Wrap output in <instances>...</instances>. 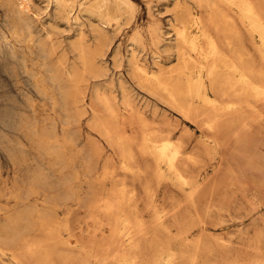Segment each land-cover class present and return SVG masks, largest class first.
Wrapping results in <instances>:
<instances>
[{
    "label": "bare ground",
    "instance_id": "obj_1",
    "mask_svg": "<svg viewBox=\"0 0 264 264\" xmlns=\"http://www.w3.org/2000/svg\"><path fill=\"white\" fill-rule=\"evenodd\" d=\"M41 1L42 4L37 0H0V6L3 8V14L0 17V65H2L4 71L10 73V75L14 77L15 82H19L18 75H16L15 72H20L23 76H25L26 83L32 86L33 90L37 92L39 97L49 101L53 108L56 106L57 109L58 106L59 108L61 107L62 113H64L62 120L65 124L64 129L66 131L62 135L60 144L61 148L57 147L59 146L55 143V139L57 137L53 139L54 133H49L50 129L45 128L44 130H37L34 126H32V122V124L30 123L27 125L29 126V128L27 127L28 131L26 130L28 133L23 134L28 137L30 142L35 144L36 149L38 148L37 150H39L40 153H53L56 158H60L61 162H63V168L68 171H66L64 176L61 177V182L66 185V193L64 197L68 200V198H73L76 195L78 185L75 183V180L78 178L80 173L79 167L75 165V155L71 154V150H69L68 153L66 152L67 146H70L72 149L76 145L77 133H74L73 129L74 124L80 118L81 109L75 108V106L76 104L81 103L79 101L85 98L84 96L86 95L88 89H86L84 84V81H86V72L89 70H91L89 72H92V70L97 72L96 69L98 62L101 61L102 56L105 54V46L107 45H104L105 36L103 37L101 33L100 24L102 23L104 25L110 23L109 21L111 19L115 18L116 20V18H118L111 13V9L114 8V5L118 0ZM127 1H125V3ZM204 1L210 2L208 0H199L202 4ZM212 1L213 0H211V2ZM217 1L219 2L215 3L213 1L214 4H204L209 7L211 5L210 8L216 10L217 7L213 8L212 6L215 4H217L216 6H219L221 2V5L224 3L221 7L227 8L229 6L230 8L228 7L226 10H233V12L232 10L229 11V13H235L234 16L238 18L240 25L242 24L246 28L247 33L252 37L251 40H253V47L260 57V65H257L259 62L257 63L252 54V57H249L250 54L248 52L247 43L245 42L246 39H243V32L239 24L236 23L233 17H230V15L227 16L228 12L222 10L223 8L221 9V7L220 11H224L226 14L224 16L227 18L224 22H222V27H220L217 23L215 25V29L223 33L224 38L218 37L219 35L217 36L215 34L214 28L212 29L211 26L206 24L202 18V14L200 15L198 12H189L187 20L184 23L173 26L176 39V43H173V46L176 49L178 59L176 65L167 69L158 65V69H154L149 68L143 62L141 63L136 54H131L132 56L129 58L131 75L143 88H146L151 93L166 99L170 104L175 106L174 108H179L183 115H186V118L191 115H196V117L197 115H202L205 118V124L212 130H216L217 127L220 126V123L225 120H229V123H235L243 122L250 118L254 124L257 119H261L259 115L264 112L259 106L261 102H264V7H262L264 3L261 4V2H258L261 0ZM75 2H79L77 12L74 7ZM202 4L200 3V6ZM177 8L182 9L185 7L184 5L177 4ZM84 12H86L88 19L91 20L93 17H96V20L98 19L99 21L97 23L98 27H93V29L95 28L93 31H95L97 39L95 40L97 41L96 43L94 41V43H92L89 41L90 39H88L89 33L85 28V21L81 18V15H83ZM115 12L119 13V11ZM213 14L216 15L214 11ZM212 15L210 14V16ZM224 16L223 18L219 17L220 20L224 19ZM96 20L94 21L95 23ZM92 22H88L89 25H92ZM93 26L95 25L93 24ZM119 27H121V25ZM93 31L92 34L94 35ZM137 33L141 34L140 31ZM159 38H161V34L159 35ZM219 38L225 41L222 42ZM161 40L164 39L162 38ZM162 42L159 43L162 45L164 43ZM71 54L74 55L73 61H70ZM100 64L102 66V63ZM101 69L102 67L100 70ZM88 81L90 82V80ZM120 84L122 90L121 101L127 113L119 112L118 103L114 93H108L104 88L102 90L100 87H96L93 89V102L99 101L102 107H98L94 104L92 105V119L101 131L100 134L106 137V141H108L109 144L111 143L112 147L118 149L120 159L119 168H122L125 172L123 178L127 177L129 174L135 176L133 179H141L143 177V170L140 165L141 162L138 161L135 151L137 140L141 141L138 150L142 154L150 157L152 162H154L153 165H146L149 173L147 172L148 175L143 177L145 178V182L142 181L143 185L140 181V185L143 186V189L146 192L144 195L147 194L149 197L148 198L146 196L148 200L145 203V209L151 212V218H147L148 220L144 219L142 215L143 208L141 209V206L137 201V192L135 187L132 189H130L131 186L127 188L128 185L124 179H122L123 182L119 184L120 186L117 184L119 186L118 188H110L113 189V191L116 190L115 192L109 189L111 192L108 193L106 197L110 198L105 200L104 203H102V200L105 198H101L104 192H102L103 194L101 193V197L99 194L97 195L100 189H97L95 186L96 180L95 182L93 180L91 183L92 185L89 186L91 187L89 188L90 190H88V193L85 194L86 200L91 199L90 196L92 195L93 200L98 199L94 198V195L95 197L96 195L100 197L101 201L99 202L103 205L100 206L94 203L95 205H92V207L95 209H92V213L94 214L95 210V214L98 216L99 220H104L102 222V228L105 226L110 228L109 234H106L108 236H105L106 238H104V240L102 239L103 241L100 239L102 241V244L100 243V245L107 244L106 246H109L110 248L116 245V248L118 246L124 248L121 251L124 253L120 254L119 258L121 259L120 261L123 260L124 264L137 263L139 257L137 253L138 250L141 249L143 243H151L154 250H156V254L150 261H148L151 255H153L151 254L150 257L146 259L148 262L146 260L145 262L141 261L143 262L141 264H176L178 259L183 254H181L182 250H180L181 252L179 253V249H176V247L172 248L171 246L173 245L171 244L186 243L187 241L186 236L188 234L186 235V233L190 230L189 228L193 224L189 218V211L192 209L198 211L197 202L202 187L200 179L202 170L199 171L197 168H202L205 163L203 166H197L198 161L196 158H198L199 155L198 157L190 156V154L189 156H186L188 155V153L186 154L184 152V149L187 146V143L184 144L185 137H187V135L185 136L186 133H180L181 136L178 135V137L175 138L172 131L167 133L165 131V133L162 132V130L157 128L159 126H155V124L153 125L152 122L148 121L149 119L147 120V117L142 113L143 111L137 112L138 109L136 110V107L134 106L130 92L125 86L126 83L124 84V82H122ZM112 86L113 85H109L110 88H112ZM22 94L24 95V98L32 104L33 95H31L29 91ZM83 112L85 113V111ZM6 115L9 118L2 121L3 125L10 126L11 124V126L18 128L17 125L10 123L9 120L10 117L13 116V112L7 110ZM18 118H20V116H18ZM250 119L249 123L251 122ZM123 120L128 122L127 124H124L125 126L131 125L132 123L134 126V122H138L141 129L140 133H138L139 130L137 132L136 129L133 130H136L137 133H126L128 132L127 129H123L121 127ZM22 121L18 122V126L21 125L20 123H22ZM43 121L44 120H42V123ZM1 129L0 150L2 149L9 156L17 171L25 168L26 185L29 186L25 188L26 190L24 192L26 195H30L34 192L35 187L37 186L36 184L49 176V169L47 170L44 166L42 167L40 165L37 167H31L27 163L25 166L23 162L25 161V155L29 152L26 154L27 151L25 150V145H23L20 137L15 134L3 133ZM214 137L215 138H212V141H207L206 139L201 140L202 148L203 144L206 147L204 150L205 156L212 155L213 145L219 142L217 135H214ZM93 139L89 140L93 141ZM90 141L77 151V154L79 155L78 157H81L84 163V174L88 177L93 176V178L95 177L98 180L100 175L107 176L111 172L115 173V166H110L108 162L105 164V173L99 175L97 167L99 161L97 164L98 159L96 160V155L100 154L101 146H98L99 144L92 143ZM210 142H213V145H210ZM191 155H193V153ZM29 156L31 157V155ZM209 158H211V156ZM194 169H197V171ZM143 173L145 174L146 172ZM20 176L21 175L18 173L14 176L12 187L8 192L13 196L19 197L18 199H21V196L18 193V190L20 191L22 187L19 185ZM101 180H104L103 176ZM131 181L134 182L133 180ZM164 182H171L178 187L179 191L183 194L181 198L183 203L180 200V202H176L173 206L169 207L166 206L167 203L160 205V203L157 202L156 197L158 195V188ZM114 183L116 184L118 182ZM107 187L109 188L108 185ZM177 187L174 188L177 189ZM171 191L174 192V190ZM114 195L116 196L114 197ZM166 199L168 198L166 197ZM90 204L91 203L87 204L86 202L85 205L87 207V205L90 206ZM181 204L184 205V211H182V213L179 212L182 206ZM16 206H18V204ZM96 207H98L101 212L97 213L98 209L96 212ZM2 209V206H0V211ZM29 212H25L28 214L24 215L18 214L14 217L15 219L10 221V224L8 222V225H4V230L0 231V240L4 244L7 241L10 242L9 245H13L12 242L14 241L16 242V236L18 237L21 232L19 224L23 221L22 219L29 218ZM143 212L145 213V211ZM40 214H42V212ZM93 214L91 215L93 216ZM96 215L94 220L97 219ZM180 215H182V217H180ZM68 217L66 219H68ZM50 225H52V228H56L57 223H51ZM174 226H178V231L174 236H169L168 234ZM6 227L8 228L6 229ZM94 228L97 229V227ZM99 229H101V227ZM49 230H51V227ZM55 231H52L53 233L50 234L54 235ZM161 232L165 233V235ZM149 233L150 236H148ZM90 240L92 243L94 242L91 238ZM5 245H7V247L1 246V249H13L14 252L12 253H14V256H17V250L14 248L15 244L13 246H9L7 242ZM81 246L84 249L86 244L83 245V243H81ZM29 248L31 249V247H28V249ZM118 248L120 249V247ZM126 249L130 250V254L126 251ZM186 253L188 252L186 251ZM186 255L187 254H185V256ZM95 256L97 257V254H95ZM43 257L45 258L46 256L44 255Z\"/></svg>",
    "mask_w": 264,
    "mask_h": 264
},
{
    "label": "rangeland",
    "instance_id": "obj_2",
    "mask_svg": "<svg viewBox=\"0 0 264 264\" xmlns=\"http://www.w3.org/2000/svg\"><path fill=\"white\" fill-rule=\"evenodd\" d=\"M37 1L41 2L42 4L41 0ZM121 1L122 0H118L116 1V3L113 2L115 3V5L113 4L114 8L111 9V13L118 17L116 18L117 21L114 18L109 21L111 24H100L101 33L103 37L105 36V39L103 38L104 45H107L105 46V54L102 56L101 61L98 62V66L96 69L98 74L97 72H94V70H92L93 73L89 72L91 70L86 72V81H84L86 89L88 88L86 95L84 96L86 99L84 98L79 101L81 103L76 104V106L78 107L75 106V108L81 109L80 118L74 124L73 129L74 133H77L76 145L72 149L70 148V146L66 147L67 153L69 152V150H71V154L75 155V165H77L80 170L79 176L75 180V183L78 185V190L73 198H68V200H66V198L64 197L66 193V185L61 182V177L64 176L65 172L68 170L63 168V162H61L60 158H56L53 153H40L39 150H37L38 148L36 149L35 144L30 142L28 137L23 134L28 133L27 131L29 126L27 125L32 122V126H34L37 130H44L45 128L50 129L49 133H54L53 139L57 137L55 139L56 145H59L57 147L61 148L60 144L62 135L66 132L64 129L65 124L62 120L64 113H62L61 107L59 108L58 106V109L57 106L53 108L52 104H50L49 101H46L39 97V95H37V92L33 90L32 86L26 83L25 76H23L20 72H18L19 74L15 72V74L18 75L19 80V82H15L14 77L11 76L10 73L4 71L2 65H0V129L2 128L1 130L3 133L15 134L20 137L23 145H25L24 147L27 151L26 154L29 152L27 155H25V161L23 162L25 166L27 164L31 167H37L40 165L42 167L44 166V168H46L47 170L49 169V176L36 184L37 186L35 187L33 193H31L30 195H26L24 191L26 190L25 188L29 185H26V171H24L25 168L23 170L21 169L20 171H17L15 169L13 161L9 158V156L2 149L0 150V206H2L3 208V212L2 210L0 211V231L4 230V225H8V222L10 224V221L15 219L14 217L18 214L24 215L28 214L25 212L30 211L29 218L22 219L23 221L21 220L22 222H20L19 224L21 232L19 233L18 237L16 236V242H12L13 245L15 244L14 248L15 250H17V256H14V253H12L14 252L13 249H1V246L7 247V245L5 244L8 242L9 245L10 242L7 241L4 244L0 240V242L2 243H0V263L124 264L123 260L120 261L121 259H119L120 254L124 253L121 252L124 248H122L121 246H118L120 247V249L118 247L116 248V245L112 246V248L106 246L107 244L100 245V243L102 244L104 238L108 236L106 234H109L110 228L108 226L102 228V222L104 220H99L98 216L95 214V210L94 214L92 213V209L94 208L92 207V205H103L101 204V202H99L101 201V193L104 192V194L102 193L103 195L101 197L102 199L105 198L102 200V203H104L105 200H108L110 198L106 197L108 193L113 191V189L110 188H118L120 186L119 184L123 182L122 179H124V181L128 185H126L127 188L130 186V189L135 187V190L137 192V201L141 206V209L143 208L142 210L145 211V213L142 211L144 219L148 220L147 218H151V212L145 209V203L148 200V196L147 194L144 195V193L146 192L143 189L142 181L145 182V178L143 177L148 175L149 173L146 165H153L154 162H152V159L150 157L142 154L138 150L141 141L137 140V143L135 145L136 157L138 161L141 162L140 165L142 166L143 172L146 173L144 174L142 172L143 177L141 179H133V177L135 176L130 174L127 177L123 178L125 172L122 170V168H119L120 159L118 149L112 147L111 143L109 144V142L106 141V137L100 134L101 131L92 119V105L94 104L98 107H102L99 101L93 102V89L96 87H100L102 90L104 88L108 93H114V96H116L115 98L118 103L119 112L127 113L121 101L122 90L120 87V83L124 82V84L126 83L125 86L130 92L136 110H140H137V112L143 111L142 113L147 117V120L149 119V122H152V124H155V126H159L160 128H157L162 130V132L165 131L167 133L172 131L175 138H177L178 135L181 136L180 133H186L185 136L187 135V137H185L184 144L187 143V146L184 149V152L186 154L188 153V155H185L189 156L190 154V156L194 157H198L199 155V157L196 158L198 161L197 166H203V164L205 163L203 166L205 169L203 167V169L197 168L199 171L202 170L200 176L202 187L197 202L198 211L195 209L189 211V218L191 219L193 224L189 228L190 230H188V232L186 233V235L188 234L186 236V240L190 241H186V243L183 242L178 244H171L174 246H171L172 248L176 247V249H179V253L181 252L180 250H182L181 254L184 255V257L183 255L180 257L181 260L180 258L178 259L179 263L177 261L176 264H264V112L259 115L261 119H257L254 124L250 118L246 119L248 122L245 120L243 122L229 123V120H225L220 123L221 128L220 126H218L216 130L209 129L205 124V118L202 115H197V117L196 115H191L193 117L187 116L186 118V115H183L179 108H174L175 106L170 104L166 99L151 93L146 88H143L136 81V79L132 77L130 72L131 69L129 66V58L133 54H136L140 62L145 63L149 68L158 69L159 66H162L163 68L167 69L171 66L176 65L178 59L176 49L173 46V43H176L173 26L176 24L184 23L187 20L189 12H198L200 15L202 14L204 22L211 26L212 29L214 28L215 34L217 36L219 35L218 37L224 38L223 33L215 29V25L218 23L219 26L222 27V22H224V20L227 18L226 16H224L226 14L222 10H225L229 13V11H231L232 9L226 10L229 6L227 8L221 7L224 4L222 3L221 5V2L219 6H216L217 4L212 6L213 8L217 7L216 10L210 8L211 5L210 7L205 5H209V3L211 4L213 3V1L215 3H218L219 1L217 0V2L215 0H213L212 2L211 0H208L210 2L204 1L203 4L202 2H199V0ZM125 1L127 2L125 3ZM258 2H261L262 4L264 3V0ZM200 3L202 4L201 6ZM177 4L184 5L185 8L179 9L177 8ZM204 5L206 6V8ZM74 7L77 12L79 8V2H75ZM220 7L221 9L223 8L221 11ZM262 7H264V4ZM115 11H119V13ZM213 11L214 13H216V15L213 14ZM217 11L218 15L221 13L219 15L220 18H223L224 16V19H221L222 21L218 17ZM232 12H230L229 14L227 13V16L230 15V17H233L236 23L239 24L243 32V39H246L245 42L248 46V52L250 54L249 57L253 56L257 63L259 62L257 65H260V57L253 47V40H251L252 37L247 33L246 28L242 24L240 25V21L234 16L235 13ZM2 14L3 8L0 6V17L2 16ZM210 14H213L214 16H210ZM81 18L85 21V28L90 36V38L88 36V39H90L89 41L92 43H96L97 41L95 40L97 39L95 36V31H93L95 28L93 29V27H98V19L96 20V17H93V19L91 20L93 22L96 20V23H93L90 19H88L86 12L81 15ZM88 22H92V25H89ZM93 24L95 26H93ZM120 25L121 27H119ZM92 31L94 32V35L92 34ZM138 31H140L141 34L137 33ZM160 34L161 38H159ZM158 38L160 39V41ZM162 38L164 40H161ZM220 40L222 42L225 41L223 39ZM159 42H162L163 44L161 45ZM73 60L74 55L71 54L70 61ZM100 63H102V66ZM101 67L102 69L100 70ZM88 80H90V82ZM109 85H113L112 88H110L111 86L109 87ZM28 91L31 95H33L32 104H30V102L27 101L22 94ZM259 106L260 109L264 111V102H261ZM7 110L13 112V116H11L9 119L10 123H14L18 128L11 126V124L10 126L3 125L2 121L9 118L6 115ZM83 111H85V113ZM30 115H33L34 117L32 116V118ZM18 116H20V118H18ZM40 119L44 120L43 123ZM249 119L251 121L250 123ZM21 121V125L19 124L20 126H18V122ZM123 122L121 123V127L123 129H127L128 132L126 133H137L138 130V133H140L141 129L138 122H134V126L132 125L133 123L131 125L125 126L124 124H127L128 122L126 120H123ZM133 129H136L137 132ZM214 135H217V139L219 142L214 145L213 142H210V145H213V152L212 155H210L211 158H209L210 156L204 155V150L206 147L203 144L202 148L201 140L206 139L207 141H212V138H215ZM93 138L96 140V142ZM89 139H93V141H90ZM88 141L99 144L98 146H101L100 154L96 155V160L98 159L97 164L99 161V164L97 166L99 175L105 173V164L108 162L110 166H115V173L111 172L107 176L100 175L98 179L99 181L95 177L93 178V176L88 177L84 174V163L82 161V158L78 157L79 155L77 154V151L82 146L87 144ZM199 152L201 155L199 154ZM192 153L193 155H191ZM29 155H31V157ZM98 157L100 158V160ZM30 160L31 162L33 161L34 164L33 162L31 163ZM31 164H33L34 166ZM197 169L194 170L197 171ZM17 173L21 175L19 177V185L23 187H21L20 191L18 190L21 199H18L19 197L13 196L8 193L10 191V188L12 187L14 176ZM208 175L210 176V179ZM102 176L104 177V180H101ZM93 180L94 182L96 180L95 186L97 187V189H100V191L97 193V195L99 194L100 197H98L97 195L95 197L94 195V198L98 199L93 200L92 195L90 196L92 201L91 199L86 200L85 194H87L88 190H90L89 188L91 187L89 186L92 185L91 183ZM131 180H133L134 182H132ZM140 181L142 182V185H140ZM114 182L118 183L115 184ZM107 185L109 186V188L107 187ZM174 187L177 186H175L171 182H164L163 184H161V186H159L156 200L160 203V205L167 203L166 206L170 207L173 206L174 203L180 202L183 194L181 191H179L178 187L177 189ZM106 189L107 194L105 192ZM109 189L111 191H109ZM171 190H174V192ZM115 191L116 190H114L113 192ZM165 194H167L168 196ZM115 196L116 195H114V197ZM166 197L168 199H166ZM85 200L87 204L91 203L90 206L92 208L89 205H87L86 207ZM181 202L183 203V200H181ZM17 204L18 206H16ZM181 205L182 206L179 212L182 213V211H184V205ZM100 206L98 207L101 208ZM98 207H96V212L98 209L97 213L101 212ZM41 212L42 214H40ZM90 213L93 214V216ZM95 215L97 219L94 220ZM67 217L68 219H66ZM180 217H182V215H180ZM86 218L90 220H87ZM55 222L57 223V226L55 225L56 228L54 227L56 231L54 228H52V225H50L51 223L53 224ZM47 227H51V230H49V228ZM94 227H97V229ZM100 227L102 230L99 229ZM7 228L8 227H6V229ZM177 229L178 226H174L168 235L174 236L178 231ZM52 231H55L54 235H51L53 233ZM162 234L165 235V233ZM148 236H150V233L148 234ZM77 237L78 240L81 238V242L80 240L78 242ZM90 238L94 241L93 243L91 242ZM100 239L103 240L101 241ZM81 243H83V245L86 244V247L84 249L82 248ZM28 247H31V249H28ZM117 251L119 252V254ZM126 251L130 254L129 249H126ZM155 251L156 250H154L151 243H143L141 249L138 250L137 254L139 257L136 264L145 262V260L148 259L151 254H153L148 260L150 261L151 258H153V256L156 254ZM186 251L188 253H186ZM95 254H97V257L95 256ZM185 254L187 255L185 256ZM44 255L46 256V259L43 257Z\"/></svg>",
    "mask_w": 264,
    "mask_h": 264
}]
</instances>
